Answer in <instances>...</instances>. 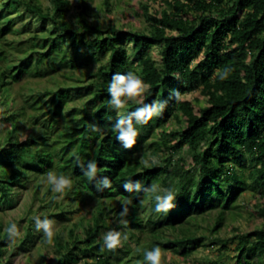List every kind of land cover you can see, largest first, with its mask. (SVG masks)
<instances>
[{
	"label": "trees",
	"instance_id": "1",
	"mask_svg": "<svg viewBox=\"0 0 264 264\" xmlns=\"http://www.w3.org/2000/svg\"><path fill=\"white\" fill-rule=\"evenodd\" d=\"M81 1L75 18L70 19V0H51L47 8L40 0H0L1 43L12 30L9 21L1 23L4 13L19 9L39 21L33 26V39H38L42 30L50 35L47 49L35 64L22 60L0 69V107L8 101L10 82L24 72L41 74L37 68L45 56L51 57L53 69L58 65L74 69L98 64L88 74L87 84L77 86L74 92L64 86L47 92L50 105L41 111L46 116H34L28 137L18 133L24 107L4 114L0 109V132L10 124L6 141L0 144V203L13 202L15 184L23 185L30 175L54 170L71 178L74 196L100 201L83 227V237L73 227L68 230V240L62 233L54 235L61 257L55 264H74L80 259L81 264H147L143 250L156 245L188 254L204 237L197 236L187 220L214 209L210 231L215 233L244 188L264 196V0H165L171 10L147 15V31L121 29L116 24L102 28L90 18L85 0ZM154 45L160 62L150 52ZM5 53L0 44V59ZM128 71L139 75L149 87L139 99L128 100L120 112L140 107L139 100H168L162 115L144 125L133 121L139 136L131 149L116 140L112 126L118 113L109 105L107 91L114 73ZM226 73L227 78L220 79ZM173 89L181 93L196 90L206 97L207 104L196 109L190 99L177 103L170 98ZM84 94L88 98L81 106L64 112L69 100ZM41 97L38 94L26 102L38 108ZM170 115L184 122L177 129L161 128L160 138L149 145L151 149L143 148L145 131L161 127ZM36 123L40 127L35 132ZM94 126L99 131L93 130ZM170 139L175 142L171 144ZM186 144L193 172L173 164V156ZM163 149L167 151L163 162L152 164L149 154L158 155ZM90 160L97 162V180L108 177L110 188L98 191L97 180L84 176L80 165L86 166ZM129 179L144 186L156 182L171 188L177 193L176 207L167 214L156 213L155 201L148 194L125 192L123 184ZM106 200L113 203L108 206ZM124 201L131 203L128 214L121 217ZM107 207L117 218L126 220V228L120 231L134 238L133 245L122 240L114 251L103 248L105 229L114 226L105 217ZM253 212L260 219L259 226L237 228L228 238L211 240L221 255L216 264H227L222 255L227 242L235 243L236 254L227 256L234 259L231 264H264V199ZM65 213L61 207L56 215ZM175 228H181L180 235H165L166 230ZM9 240L6 232L0 235V264Z\"/></svg>",
	"mask_w": 264,
	"mask_h": 264
},
{
	"label": "rangeland",
	"instance_id": "2",
	"mask_svg": "<svg viewBox=\"0 0 264 264\" xmlns=\"http://www.w3.org/2000/svg\"><path fill=\"white\" fill-rule=\"evenodd\" d=\"M85 0L88 6V13L92 20L101 25L102 28L110 24H116L121 29H134L147 31L149 29V21L147 15L158 13L162 9L167 11L171 7L165 0ZM45 8L51 7V0H40ZM71 6L67 13V17L74 19L79 11L82 1L70 0ZM1 23L9 21L12 28L6 35L4 41L0 44L6 49V57L0 59V69L2 67H12L20 61L31 62L35 64V59L47 49L50 41V35L47 31H40L39 38L33 39L34 24H39L37 18L30 16V13L19 9L10 13L5 12ZM50 27V25H49ZM5 42V43H4ZM152 56L160 62L157 46H152L150 50ZM51 57L45 56L42 63L38 64L41 74L32 75L24 72L17 80H12L9 84L8 101L4 103L0 109L3 112L18 111L24 107V114L21 116L22 129L18 132L21 137H28L32 132L30 125L32 124L35 115H42L41 111L46 110L50 105L48 91L57 90L59 87H68L71 92H74L77 86H84L88 82V74L97 67V63L88 67H77L71 69L58 65L52 68L49 64ZM193 65L195 62L192 63ZM84 90V89H81ZM41 94V100L36 104L38 108L31 107L26 100H32L35 95ZM183 99H190L198 109L199 106L207 104V99L204 95L199 94L196 90L182 92ZM88 98V94L76 96L69 100L64 107V112H67L71 107L81 106ZM139 99V98H138ZM41 106V107H40ZM46 115H42V118ZM184 122L181 119L179 122L173 115L166 118L162 126H154L145 131L146 140L143 143V148H150V143L160 138L161 128L168 130L177 129ZM61 123H59V128ZM9 123L0 132V144L3 145L6 141L7 130ZM40 127V123L34 124V131ZM60 130V129H59ZM175 141L170 139V143ZM150 151V150H148ZM167 151L163 149L158 152V155L149 154V159L155 157L159 163H162L166 157ZM173 164H181L186 169L194 171L195 166L192 163L191 153L187 144L183 146L173 156ZM49 171V170H48ZM47 171V172H48ZM54 171V170H52ZM30 175L29 179L22 184H15L12 188L13 202L5 205L0 203V235L5 232V228L15 222L19 229L18 237L9 240L6 248L7 251L2 257L3 264H55L56 259L51 257L58 256L55 249L54 240L49 244L42 232L35 230L33 217L39 215L41 219L47 216L55 221L54 233H62L65 240H68L69 228L76 229L80 236L83 237V227L86 225L91 216L96 212V206L100 202L95 199H89L86 196L82 198L74 196L70 190H67L63 195L54 193L51 187L46 182V173ZM57 173V172H56ZM58 174V173H57ZM163 188L165 186L161 185ZM68 191H70L68 193ZM264 199L258 191L244 188L236 197L234 207L227 212L224 223L219 229L212 233L210 228L214 222L216 210L208 211L197 218L187 220V225L192 229L197 236L204 237L203 243L196 246L188 254L174 252L172 249H162V264H216L215 260L221 257L217 245H212L211 240L220 236L222 238L230 237L235 229L249 230L260 225V219L254 214L255 207ZM111 204V200H106L105 203ZM109 206V205H108ZM149 206V203H148ZM63 208L66 213L64 215H56L60 208ZM109 207H107L108 211ZM109 222L113 223V229L119 230L126 228L118 226L123 218H117L115 212L108 211L106 216ZM181 228L173 230L168 229L165 235L174 237L181 234ZM112 229H105L109 231ZM141 240L145 239L144 234H139ZM134 238L127 237L132 245ZM159 239V238H158ZM24 243L22 244V241ZM122 240H124L122 238ZM140 240V241H141ZM163 240V238H160ZM234 242H227L226 250L223 257L226 258V263L231 264L234 259L227 256H234ZM183 246L179 247L182 250ZM82 259L74 264H81Z\"/></svg>",
	"mask_w": 264,
	"mask_h": 264
},
{
	"label": "clouds",
	"instance_id": "3",
	"mask_svg": "<svg viewBox=\"0 0 264 264\" xmlns=\"http://www.w3.org/2000/svg\"><path fill=\"white\" fill-rule=\"evenodd\" d=\"M229 72L231 69L228 70ZM228 74L221 76L220 79H226ZM147 85L143 79L133 71L126 73H114L111 77V81L108 84L107 91L110 96L109 105L117 110V119L112 126V130L116 133V140L119 141L125 149L133 148L137 143V137L139 131L135 127L133 121L136 124H147L153 117H157L163 114L164 109L168 104V100H153L150 103H144L143 100H139L140 107L130 112H120V109L125 108L128 100H137L142 97L148 90ZM170 98L174 99L177 103L183 101V94L179 89H173L170 92ZM95 131H99V128L94 126ZM147 165V162H145ZM152 164H159V161L155 158H151ZM84 176L92 181L97 180V162L95 160L88 161L85 166L83 163L80 165ZM46 182L51 187L52 192L63 195L67 190L72 187V180L70 177L63 173L57 174L55 171L49 170L46 173ZM111 187V180L108 177H103L97 180V190L103 191L105 188ZM125 192H144L148 194L155 201L154 211L156 213H169L176 207L175 201L177 193L171 188H163L159 183L153 182L148 186H144L140 181L133 182L131 179L127 180L123 184ZM131 201L122 202L123 208L120 212V216L124 217L128 214V205ZM35 224V230L42 232L49 244L52 243L54 238V225L55 221L44 216L43 219L39 215L33 217ZM121 223L126 225V221L121 220ZM5 232L10 240L18 237L19 229L15 222H11L6 228ZM122 238L127 239V235L122 234L119 230L107 231L103 239V248L109 251H114L122 245ZM102 248V250H103ZM163 252L159 245H156L150 249L143 250V258L147 264H162ZM52 259H61V257H51Z\"/></svg>",
	"mask_w": 264,
	"mask_h": 264
}]
</instances>
